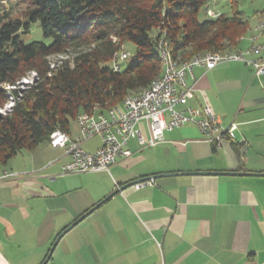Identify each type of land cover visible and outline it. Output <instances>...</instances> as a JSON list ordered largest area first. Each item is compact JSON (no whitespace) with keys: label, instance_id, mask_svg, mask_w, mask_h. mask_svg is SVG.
I'll list each match as a JSON object with an SVG mask.
<instances>
[{"label":"crops","instance_id":"obj_1","mask_svg":"<svg viewBox=\"0 0 264 264\" xmlns=\"http://www.w3.org/2000/svg\"><path fill=\"white\" fill-rule=\"evenodd\" d=\"M187 81L189 105H209L223 127L236 123L235 140L215 145L186 124L155 146L132 138L131 156L109 172L72 174H61L70 156L49 140L22 149L0 165V176L16 173L0 182V264H43L58 235L92 208L46 264L65 247L69 264H264V74L225 62L197 66ZM139 128L148 138L147 123ZM68 133L77 138L79 127ZM81 146L94 152L102 139ZM151 176H159L153 185H131Z\"/></svg>","mask_w":264,"mask_h":264},{"label":"trees","instance_id":"obj_2","mask_svg":"<svg viewBox=\"0 0 264 264\" xmlns=\"http://www.w3.org/2000/svg\"><path fill=\"white\" fill-rule=\"evenodd\" d=\"M8 1L0 0V13ZM24 1L20 15L6 13L0 22V110L12 103L0 112V165L48 141L56 129L69 132L80 113L121 106L130 92L150 86L162 73V37L185 61L199 52L240 51L253 29L241 0H230L229 13L207 19L200 15L210 0ZM255 14L264 16V8ZM34 26L52 41H24ZM127 42L136 47L135 61L114 70L115 54ZM55 54L68 58L51 67ZM32 72L37 78L20 90Z\"/></svg>","mask_w":264,"mask_h":264},{"label":"built area","instance_id":"obj_3","mask_svg":"<svg viewBox=\"0 0 264 264\" xmlns=\"http://www.w3.org/2000/svg\"><path fill=\"white\" fill-rule=\"evenodd\" d=\"M208 12H221L213 8H207ZM257 27L256 43L249 45L245 51L230 56L207 55L198 58L194 66L179 71H172L168 60V76L165 81L154 90H147L146 95L134 98L132 104L118 112H109L107 116L99 119L84 118L79 114L76 118L79 135L72 138L68 132L58 131L54 141H49L54 148H61L70 156L61 171V174L102 172L110 171L112 165L119 157H129L132 152L127 147L132 138H137L140 146H155L164 141L166 131H172L186 124L195 125L205 141L219 145L225 139L235 140L237 124L232 123L223 127L217 115L207 104L202 106L189 105L194 96V86L189 84L187 76L192 74L197 66L211 69L225 62H241L253 67L257 75L264 74V45H259L257 35L263 31V27ZM159 48H164V38L159 42ZM263 49V56L258 60H245L244 52ZM129 57V52L124 54V60ZM114 70H121L117 66ZM92 110V109H91ZM145 121L149 128V137L141 134L139 124ZM100 136L102 146L94 152H88L82 148L81 143L92 137ZM16 175L13 172H4L2 180ZM54 175L51 179H55ZM154 181L145 179L134 183L136 189L147 185H153Z\"/></svg>","mask_w":264,"mask_h":264},{"label":"rangeland","instance_id":"obj_4","mask_svg":"<svg viewBox=\"0 0 264 264\" xmlns=\"http://www.w3.org/2000/svg\"><path fill=\"white\" fill-rule=\"evenodd\" d=\"M6 6L3 8L4 12L0 13V22L1 19L5 16L4 14L8 13L11 16L20 15L21 12L27 7V2L24 0H9L5 3ZM209 8H213L215 10L229 13L231 10L230 0H210ZM264 8V0H241L240 3V9L245 12V16L249 19L250 24L252 26V31L250 35H252L255 32V28L260 23L264 22V16H261V14H255L256 11H259ZM3 16V17H1ZM201 19H207V14L205 12H202L200 15ZM259 22V23H258ZM258 23L255 27L254 25ZM37 25V24H36ZM34 26L33 29H35L33 33L25 34L24 35V41H30L32 39H38L41 41H44L45 43H50L52 41V38H48L43 36L41 30H36ZM249 35V37H250ZM261 39L264 41V31L262 33ZM135 45L132 42H127L125 44V50L123 52H129V57L125 60L120 59L118 61L121 68H125L128 64L135 61L134 53H135ZM227 51H234V50H227ZM68 58V55H61V54H55L51 55L49 57V60L52 62V66L57 65V62L60 63L61 59ZM34 72L30 73V75L27 78H24L22 81L19 82L17 87L20 90H23L28 87L29 84H32L35 79ZM37 78V77H36ZM12 86H6V89L9 90ZM11 103H9L6 107L10 106ZM5 107V108H6ZM4 114V113H3ZM71 126L73 129H77V121L73 120ZM72 258V251L67 249L65 247L64 249H60L54 258L53 261H51L49 264H69L70 259Z\"/></svg>","mask_w":264,"mask_h":264},{"label":"bare ground","instance_id":"obj_5","mask_svg":"<svg viewBox=\"0 0 264 264\" xmlns=\"http://www.w3.org/2000/svg\"><path fill=\"white\" fill-rule=\"evenodd\" d=\"M220 14H221V12H217V13H214V15H212V13L207 11V15L211 16V17H217ZM258 26L264 28V22L260 23ZM263 31H264V29H263ZM263 31H260L259 35H257V42L259 45H264V41L261 39ZM255 34H257V27L255 28V32L252 35H250V37H249L250 45H253L254 43H256V35ZM161 40H162V38L159 39V41H158V50H159L160 58L162 61V73L158 78H156L151 83L150 86L143 88L139 91L130 92L125 97L121 106L108 107V108L102 109L99 105H96L92 111H86V112H82L80 114H83L84 118L99 119L103 116H107L109 112H118V110L125 109L129 104H132L134 98H140V97L146 95L147 90H154V88H157L160 84L163 83V81H165L166 77L168 76V60H169V65H170V68L172 69V71H179L182 69H187L190 66H194V64H196L197 59L202 58L205 54L230 56L232 54L239 53L241 51H245V49H242L240 51H226V52H221V53H212V52L200 53L199 52L190 60L179 61L178 59H176L173 56V54L169 48V43L165 38H164V48H159V42ZM124 54H127V52H119V53L115 54V60L113 62L114 63V69L117 66H119L118 61L120 59L124 60ZM262 56H263V49H256L254 51L244 52V59L245 60H258V57H262ZM34 77H36V76H34ZM11 106H12V103L10 106L6 107L5 109L0 110V112L6 113V111L8 109H10ZM58 131H62V130L58 129ZM55 136H56V130L54 132H52V134L50 135L49 141H54ZM2 177H3V175L0 176V180H2Z\"/></svg>","mask_w":264,"mask_h":264},{"label":"water","instance_id":"obj_6","mask_svg":"<svg viewBox=\"0 0 264 264\" xmlns=\"http://www.w3.org/2000/svg\"><path fill=\"white\" fill-rule=\"evenodd\" d=\"M203 173H206V174H219L218 172H203ZM174 174V173H173ZM173 174H165V175H173ZM228 174H232V173H228ZM236 174H240V175H244V174H249V173H243V172H240V173H236ZM157 177H159V176H151V177H148V178H144V179H142V180H145V179H149V180H153V179H155V178H157ZM140 181V180H139ZM134 183H136V182H134ZM134 183H132L131 185H133ZM125 188V186H123V187H120V188H117L114 192H112V194L111 195H114V194H116V193H118L119 191H122L123 189ZM106 200V198L103 200V201H105ZM102 201V202H103ZM101 202V203H102ZM100 205V204H99ZM94 208H92L91 210H89L87 213H85V214H83L80 218H78L75 222H73L71 225H69L62 233H60L59 235H58V237L56 238V240H55V242L53 243V245H52V247H51V249H50V252H49V254H48V257H47V259L45 260V262L43 263V264H46L47 263V261L49 260V258H50V256L52 255V253H53V251H54V248H55V246H56V244L58 243V241L60 240V238L68 231V230H70L72 227H74V225H76L78 222H80L83 218H85L86 217V215L88 214V213H90V211H92Z\"/></svg>","mask_w":264,"mask_h":264}]
</instances>
